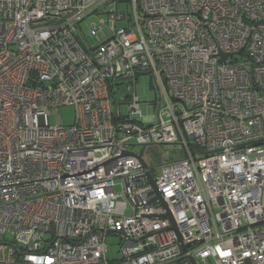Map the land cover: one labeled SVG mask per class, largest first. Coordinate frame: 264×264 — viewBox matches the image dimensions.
I'll list each match as a JSON object with an SVG mask.
<instances>
[{"label": "built area", "instance_id": "1", "mask_svg": "<svg viewBox=\"0 0 264 264\" xmlns=\"http://www.w3.org/2000/svg\"><path fill=\"white\" fill-rule=\"evenodd\" d=\"M193 261L264 264V0H0V264Z\"/></svg>", "mask_w": 264, "mask_h": 264}, {"label": "rangeland", "instance_id": "2", "mask_svg": "<svg viewBox=\"0 0 264 264\" xmlns=\"http://www.w3.org/2000/svg\"><path fill=\"white\" fill-rule=\"evenodd\" d=\"M126 4H120L119 8H126ZM102 19H106L104 16H92L87 19L85 22L81 24V30L83 35L91 39L93 33V25L99 24V21ZM118 27L126 28L127 23H119ZM135 88V94L140 99L143 104L150 105L151 107L148 108V115L147 117H152L157 113V107H153L154 101L157 100V94L155 90V84L151 75H141L138 77L136 85L130 86V95H133L132 89ZM125 93L121 92V87H115L112 95V103L113 109L115 111L116 104H119V111L122 117H129L130 116V107L129 102L130 98L126 101ZM76 119V109L73 106H64L59 108H54L51 110V115L49 117V121L51 126H72L75 124ZM143 119V118H142ZM157 150L161 152H169L170 153V160H175L179 155L174 154L175 147L166 145V146H159L156 147ZM147 162L149 166H152V160L149 155H146ZM157 166V165H155ZM159 173V169L157 170L156 174ZM107 245H108V258L110 260H116L120 257V243L121 240L119 237L115 235H110L107 238Z\"/></svg>", "mask_w": 264, "mask_h": 264}, {"label": "water", "instance_id": "3", "mask_svg": "<svg viewBox=\"0 0 264 264\" xmlns=\"http://www.w3.org/2000/svg\"><path fill=\"white\" fill-rule=\"evenodd\" d=\"M227 56L225 55V56H223V60L226 58ZM122 92L123 93H126V89H123L122 90ZM145 165V164H144ZM146 166V165H145ZM148 178H149V180H151V177H150V175H148ZM194 262V264H196V262L195 261H193Z\"/></svg>", "mask_w": 264, "mask_h": 264}]
</instances>
